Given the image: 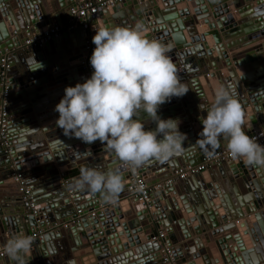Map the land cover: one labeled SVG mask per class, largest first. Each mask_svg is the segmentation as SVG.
<instances>
[{
	"label": "water",
	"instance_id": "95a60500",
	"mask_svg": "<svg viewBox=\"0 0 264 264\" xmlns=\"http://www.w3.org/2000/svg\"><path fill=\"white\" fill-rule=\"evenodd\" d=\"M79 2L0 0V104L7 88L11 119L8 148L0 145V186L10 178V166L15 165L29 177L36 167L52 169L57 160L60 165L80 162L82 167L105 172L119 168L124 189L113 203L102 193L58 182L54 172L48 183L53 185L46 188L53 193L50 200V196L39 197L44 191L33 197L30 193L34 208L12 214L0 205V245L13 236L43 230L42 239H33L27 264H167L162 255L166 245L179 264H264V167L231 159L220 164L211 178L164 184L156 195H151L156 191L153 189L149 198L141 201L129 197L131 172L102 142L88 144L77 138L69 143L64 140L63 148H57L61 128L34 126L56 116L55 106L68 86L61 90L56 86L54 90L50 84L70 83L72 75L86 80L81 61L95 28L142 24L147 38L170 49L168 55L189 87L185 95L172 97L158 108L160 118L167 115L180 120L179 130L186 134V140L180 154L140 167L148 185L154 187L178 169L202 161L203 147L198 140L203 125L199 117L207 115L202 108L211 106L220 85L228 87L238 99L244 112V130L253 135L264 128V0H122L114 6H102L91 15L90 28L80 25L63 30L43 46L19 48L12 54L9 67H2L8 51L21 47L29 37L57 25L63 27L67 13L73 18L71 8ZM60 43L65 51L58 53L55 48ZM50 48L58 55L45 56ZM138 118L145 121L146 130H155L156 123L145 113ZM30 124L34 126L31 129ZM18 125L22 128L19 134ZM227 143L221 137L218 148L227 147ZM46 149L53 151L43 154ZM152 172L158 174L157 179H152ZM230 183L244 191L241 201L221 197L219 185L234 193ZM0 199H12L19 205L22 198L15 191L0 189ZM80 209L84 214L78 212ZM219 209L223 210L221 215ZM57 221L71 225L56 229ZM155 221L165 229L158 246L150 244L156 235ZM178 242L180 248L175 246ZM136 246V253L130 251ZM255 250L260 255H253ZM0 264L13 262L6 255L0 258Z\"/></svg>",
	"mask_w": 264,
	"mask_h": 264
},
{
	"label": "clouds",
	"instance_id": "9594fccd",
	"mask_svg": "<svg viewBox=\"0 0 264 264\" xmlns=\"http://www.w3.org/2000/svg\"><path fill=\"white\" fill-rule=\"evenodd\" d=\"M92 42L94 71L83 83L65 88L55 106L59 113L56 125L65 135L85 143L99 140L122 164L134 168L180 154L186 134L179 130V119L158 115L160 105L189 91L168 55L170 49L147 38L142 24L97 27ZM202 109L207 115L199 117L203 128L198 142L205 150H213L208 152L210 156L223 137L233 159L264 167V145L244 130V112L228 87H217L211 106ZM142 113L156 123L155 130L145 129V121L138 118ZM71 187L102 193L114 203L124 189L122 172L119 168L105 172L82 167ZM32 244L31 236L17 235L7 240L4 251L13 264H27Z\"/></svg>",
	"mask_w": 264,
	"mask_h": 264
},
{
	"label": "built area",
	"instance_id": "2783aa9c",
	"mask_svg": "<svg viewBox=\"0 0 264 264\" xmlns=\"http://www.w3.org/2000/svg\"><path fill=\"white\" fill-rule=\"evenodd\" d=\"M119 1L122 0H80V2L76 7L71 8V13L73 14V18L71 19V22L68 25L67 29H73L79 25H82L85 29L90 28L91 22L89 17L91 15L97 14L102 6H114L115 3ZM63 30H64L63 27L57 25L40 34H35L34 36L29 37L27 40H25L24 44L21 47L23 49H26L32 46H43L47 42H49L53 37L61 34ZM94 48H95L94 43L89 39L87 44V51L84 53L83 60L81 61L82 70L85 73L86 79L90 78L92 72L94 71L90 63V57L92 55ZM14 51L15 50L8 51L7 55L2 59V67L4 69L9 67V60L12 58V54ZM7 97H8V91L7 88H5L3 90V99L0 104V142L6 144L8 143L7 134H6L8 129V118H10L7 110V104H8ZM250 137H252L257 143L264 145V129L255 132ZM7 145H9V143ZM210 151L213 150L202 149V161L196 165H190L186 169L178 171L179 176L181 178H185L190 175H197L205 170H208L211 167H214L215 165H220L223 162L233 159L227 147L215 149L214 155L211 156L208 154V152ZM124 167H127V170L131 171V177L128 183L129 186L127 188L128 195L132 197H137L141 201H146L149 198L150 193L155 186L150 187L148 185L146 179L144 178L139 168H134L131 165H124ZM18 179L24 180L23 184L25 183V187L22 186L21 191H23V193L29 197L30 188L27 185L26 179L22 178L21 174H18ZM27 202L28 205L34 208V202H32L31 200H28ZM92 215H95V212H92ZM69 225H70L69 222L55 223L56 229L61 227L67 228L69 227ZM27 235L31 236L32 238H36L38 236H40V238H43V236L40 235V231ZM159 235H161L162 238L164 236L163 233H160ZM165 247L166 248L164 249V261L170 264H176L171 248L168 245H166ZM4 248L5 246H0V258H4V256L6 255Z\"/></svg>",
	"mask_w": 264,
	"mask_h": 264
},
{
	"label": "crops",
	"instance_id": "0c3cea01",
	"mask_svg": "<svg viewBox=\"0 0 264 264\" xmlns=\"http://www.w3.org/2000/svg\"><path fill=\"white\" fill-rule=\"evenodd\" d=\"M71 19H72V17H71V15H70V13H67V15H66V17L64 18V25H63V28H64V30H66L67 28H68V25L70 24V22H71ZM102 24V23H101ZM92 25V24H91ZM234 25V24H233ZM80 26V25H79ZM79 26H77L78 28H79ZM77 27H75V28H77ZM31 36V35H30ZM72 39L73 40H75V41H77L78 40V38H77V36H73L72 37ZM90 40L92 41V37H90ZM57 43H58V41H57ZM24 44V43H23ZM168 46H170V45H168ZM19 48L20 49H23L22 47H18V48H16V49H14L15 51L14 52H16L17 50H19ZM55 49H57V51H58V53L60 52V51H65V49L63 48V46H62V43H60V45L58 46H56V48ZM55 49H53V48H50V50H46V53H45V56H47V57H52V56H56V55H58V53L57 52H55ZM185 50V49H184ZM13 52V53H14ZM77 54V53H76ZM74 56H76V55H74ZM65 58H69V57H67V56H65ZM74 76V77H73ZM71 78H72V82H70V83H68V82H62L61 84H58V85H52V84H50V86H49V88H54V90H55V87L57 86H59L58 88H57V90H61V89H63V88H65L66 86H67V84H68V86H75L77 83H83L84 81H85V79L82 77V76H80V75H77L76 77H75V75H72L71 76ZM17 106H19V103H18V105ZM17 110H20V108H18ZM54 112H56L57 114H56V116H54L52 119H50V120H48V121H46L45 123H43V124H41L40 123V125H37V124H35L34 126H39V128H43V126L44 127H49V126H51V125H53V126H55L56 125V120H57V118H58V116H59V113L57 112V111H55L54 110ZM250 112H252V111H250ZM168 118H173V119H175V116H167L166 115V117H165V119H168ZM10 119V118H9ZM163 119V118H162ZM11 120V119H10ZM180 121V120H179ZM181 123V122H180ZM180 123H179V125H180ZM31 125V124H30ZM12 126V125H11ZM33 125H31V127H30V129L31 128H33L34 127ZM260 126H262L261 124H260ZM256 128H260L259 126H257ZM262 128V127H261ZM260 128V129H261ZM17 129L18 130H16L17 132H18V134L20 133L19 131L20 130H22V128L18 125L17 126ZM262 129H264V128H262ZM10 130H11V127H10V129H9V135H11L10 134ZM57 135H59V137L57 138L58 139V141L57 142H59V144H58V146H57V148L59 147V148H63V143H64V140H68V143L71 141H73L74 139H77L74 135H69V137H67L68 135H65L64 134V132H63V130L61 131V132H58L57 133ZM45 137H46V139H50L47 135H45ZM34 140H35V138H34ZM46 146V145H45ZM44 148H46V147H44ZM53 147H51V149H52ZM52 152L53 150H48V149H46V150H44L43 151V154H45V152ZM91 161H92V159H90V160H88V162L89 163H91ZM71 162V161H70ZM70 162H67L66 164H63V165H60V164H58L57 163V160L54 162V164L56 165V166H54L52 169H50V170H47L46 168H43V167H41V168H39V167H36L35 169H33L30 173H29V177H27L26 179H27V185L29 186V188H30V193H31V196L33 197V196H35V193L36 192H39V193H42V191H44V192H46L45 194H41L39 197H47V196H50L49 197V200L51 199V197H52V192L51 191H49V190H47L46 188L48 187V186H51V185H53V184H48L49 182H51L52 181V178H53V175H52V173L53 172H55V173H57V176L59 177V181H62L64 184H67L68 182H71V183H74V180L76 179V178H78L79 177V175H80V169L82 168V166H81V164H80V162H75V165H71L70 166ZM229 163V162H228ZM221 165H218V166H214V167H211V168H209L208 170H205V171H203V172H201V173H199V174H197V175H199V176H196V175H194V176H189L188 178H185V179H183V180H186V181H190V183H193L192 181L193 180H195V181H200V180H202V179H204V178H206L207 179V177H212L211 175L214 173V172H216L217 171V169H218V167H220ZM151 176H152V179H157L158 178V174L157 173H154V172H152V174H151ZM201 177H203V178H201ZM193 179V180H192ZM58 181V182H59ZM179 181H181V180H179ZM32 183H35L34 184V186L32 185ZM213 183H218V184H220L219 183V181H213ZM220 186V190H221V192H220V195H221V197L224 199V200H226L227 201V198L228 199H231V200H233V201H236L237 199H240L239 201H241V198H243L245 195H244V191L241 189V187H239V185H237V184H235V186L232 184V183H230V186H231V188L234 190V193H232L231 191H230V189L229 188H227V186H223L222 187V185H219ZM0 189H2V190H10V191H15L16 193H19L18 191V189H17V186H16V184L14 183V182H12L11 180H9V181H6V184H2L1 186H0ZM158 191L159 190H153V193L151 194L152 196L153 195H156L157 193H158ZM30 193H29V199L30 200H32L31 199V196H30ZM129 197H132V196H129ZM133 198V197H132ZM156 201H158V202H160V199L159 198H156L155 199ZM0 205L2 206L3 205V208H4V211L5 212H7V213H9V214H12V213H15V212H18V211H21V210H25L26 208H28L24 203H20L19 205H17V204H15V201H13L12 199H7V200H3V199H0ZM74 208V207H73ZM72 208V209H73ZM221 209H219L218 210V212L220 213V215H221V213L223 212V210H221ZM47 218H46V221H49V217H48V215L46 216ZM84 217H86V216H84ZM118 217H120V216H116L115 218H118ZM90 218V217H89ZM86 219V218H85ZM88 220V219H87ZM123 219H120L119 221H122ZM163 222H165V223H167V224H170L169 223V221H168V219H163ZM187 226L188 225H186V228H187ZM164 226H162L161 224H159L158 223V221H155V233L156 234H160V233H163L164 232ZM123 233L125 232L124 230L122 231ZM242 231H240V233H241ZM242 237H244V233H242ZM40 239H42V238H40ZM56 240H52V242H55ZM150 243L152 244V245H156V246H158V240H155V239H153V240H151L150 241ZM258 244V243H257ZM1 246V245H0ZM175 246L176 247H179L180 248V243L178 242V243H176L175 244ZM138 248V246H136V247H134V248H130V251H132V252H134V253H136L135 252V250ZM111 250V249H110ZM261 250H263V247H262V249ZM111 252V251H110ZM253 255H260V252H258L257 250H255L254 251V254ZM86 258V257H85ZM83 259V258H82ZM87 259V258H86ZM84 260V259H83ZM106 260H109V259H106ZM111 260V259H110ZM182 261V260H181ZM183 261H184V259H183ZM81 262V261H80ZM178 263H179V261H178ZM219 264H224L223 263V261L221 262V263H219Z\"/></svg>",
	"mask_w": 264,
	"mask_h": 264
},
{
	"label": "bare ground",
	"instance_id": "6f19581e",
	"mask_svg": "<svg viewBox=\"0 0 264 264\" xmlns=\"http://www.w3.org/2000/svg\"><path fill=\"white\" fill-rule=\"evenodd\" d=\"M9 126H10V120H9V118H8V129H7V132H6V134H7V139H8V143H9ZM75 141V140H74ZM7 143V144H8ZM6 143H3V142H1L0 143V145L2 146V147H7L8 148V145H7ZM0 146V147H1ZM222 148V147H221ZM202 149H204V148H202ZM202 149H201V155H202ZM191 165V164H190ZM190 165H186L185 167H182V168H180V169H178L175 173H173L172 174V176H170L168 179H166L165 181H162V182H159V183H157L156 185H155V187H154V189H156V190H160V189H162V187L164 186V184H169V183H174V182H176V181H179V180H183V179H185V178H188L189 176H187V177H185V178H181L180 176H179V174H178V171H180V170H184V169H186L188 166H190ZM216 166V165H215ZM126 169H127V167H125ZM10 178H8L7 180L9 181V180H11L12 182H14L15 184H16V186H17V189L19 190L18 192V195H20V197L22 198L21 199V201H20V203H24L28 208H26L27 210H29V209H33L30 205H28V200H30L29 199V197L28 196H26L24 193H23V191H21V187L22 186H24L25 187V183L23 184V182H24V180H22V179H18V174H21L22 175V178H24V179H26L27 178V176L25 177V176H23V174H22V172L21 171H18L17 169H16V167H15V165L14 166H10ZM139 170H140V168H139ZM130 171V170H129ZM131 172V171H130ZM54 173V172H53ZM52 173V174H53ZM191 176V175H190ZM55 177H57V179H58V181H59V177L57 176V173L55 174ZM26 181H27V179H26ZM64 184V183H63ZM215 184V183H214ZM65 185V184H64ZM129 186V185H128ZM29 187V186H28ZM216 188V187H215ZM128 192V191H127ZM32 198V197H31ZM32 202H33V200H31ZM79 213H81V214H84V211H82V209H80L79 211H78ZM89 214H91L92 215V212H90ZM57 222H61V221H57ZM70 223V222H69ZM70 225H71V223H70ZM69 225V226H70ZM45 232L46 231H43V230H41L40 231V235H42L43 237H44V234H45ZM27 235V234H26ZM25 236V235H24ZM36 238H39L40 239V236H38V237H36ZM34 239V238H33ZM153 239H155V240H162V236L161 235H155L154 237H152V239L151 240H153ZM150 240V241H151ZM151 244V243H150ZM6 244H4V245H1V246H5ZM152 246H154V245H152ZM166 247L165 246H163V248H162V255H163V259H164V249H165ZM4 257H6V255L4 256ZM176 261V260H175ZM165 262V261H164ZM165 263H167V264H170V263H168V262H165ZM176 264H179L177 261H176Z\"/></svg>",
	"mask_w": 264,
	"mask_h": 264
},
{
	"label": "rangeland",
	"instance_id": "374dc122",
	"mask_svg": "<svg viewBox=\"0 0 264 264\" xmlns=\"http://www.w3.org/2000/svg\"><path fill=\"white\" fill-rule=\"evenodd\" d=\"M53 85H56V83H53Z\"/></svg>",
	"mask_w": 264,
	"mask_h": 264
}]
</instances>
